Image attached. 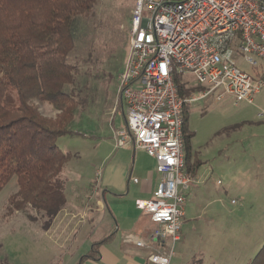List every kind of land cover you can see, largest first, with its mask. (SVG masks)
Segmentation results:
<instances>
[{"label":"rangeland","instance_id":"1","mask_svg":"<svg viewBox=\"0 0 264 264\" xmlns=\"http://www.w3.org/2000/svg\"><path fill=\"white\" fill-rule=\"evenodd\" d=\"M132 7V0H95L90 15L79 18L73 31L75 46L68 62L76 75L66 91L73 92L79 105L69 125L74 135L56 142L72 156L61 174L67 207L59 212L72 219V226L86 209L88 187L99 182L96 137L108 131L109 110L121 111L117 77L127 58ZM237 64L250 73L242 61ZM178 77L191 92L207 91L191 75ZM9 96L14 100V94ZM184 110L191 136L188 163L197 162L198 170L197 184L185 192L174 252L183 264H247L264 244V118H257L264 112V89L252 103L218 91ZM39 111L52 119L58 114L49 105ZM122 111L125 115L124 105ZM16 191L15 178L0 191V264H67L77 248L83 253L81 240L90 232L88 225L78 227L70 242L61 246L42 230L43 219L33 210L7 213V199ZM28 214L36 221H29ZM56 225L57 220L50 227Z\"/></svg>","mask_w":264,"mask_h":264},{"label":"built area","instance_id":"2","mask_svg":"<svg viewBox=\"0 0 264 264\" xmlns=\"http://www.w3.org/2000/svg\"><path fill=\"white\" fill-rule=\"evenodd\" d=\"M132 2L128 53L117 77L125 124L115 131V145H133L156 163L157 188L150 199L134 202L156 228L149 244L136 246L157 247L148 261L170 264L192 183L184 166V109L218 91L252 103L264 89V0ZM184 74L207 91L180 95L174 78Z\"/></svg>","mask_w":264,"mask_h":264},{"label":"trees","instance_id":"3","mask_svg":"<svg viewBox=\"0 0 264 264\" xmlns=\"http://www.w3.org/2000/svg\"><path fill=\"white\" fill-rule=\"evenodd\" d=\"M94 4L95 0H0V191L15 178L17 191L7 199V213L33 210L43 219L44 231L66 203L61 174L72 156L56 142L74 135L69 125L79 105L73 92L66 91L76 75L68 56L75 46L76 23L90 15ZM174 83L180 95L191 92L178 76ZM43 105L57 111L55 118L40 113ZM183 115L187 172L197 162L188 163L191 136L185 110ZM247 264H264V244Z\"/></svg>","mask_w":264,"mask_h":264},{"label":"crops","instance_id":"4","mask_svg":"<svg viewBox=\"0 0 264 264\" xmlns=\"http://www.w3.org/2000/svg\"><path fill=\"white\" fill-rule=\"evenodd\" d=\"M117 100L120 113L115 108L109 110L108 131L102 133V137H96L99 141L94 142L95 154L100 156L97 159L100 178L98 184L93 185L94 188L91 185L88 187L90 195L83 199L86 209L79 213L81 221L72 226V219L67 214L60 216V212L54 220H57L58 226L45 231L55 236L61 246H65L78 227L88 225L90 232L85 236V241L81 240V245L85 244L83 253L77 248L67 264H152L148 261L149 254L159 251L155 246L151 250L136 246L137 242L150 243L156 225L147 214L135 208L134 202L150 199L160 177L154 159L144 151L135 149L133 145L116 147L115 131L125 124L122 104ZM197 170V166H193L187 171L192 178L190 185L197 184ZM104 240L106 242L99 244ZM96 244L99 245L94 248ZM93 248L95 253L92 254ZM180 256L179 253L175 254L173 247L170 264H183Z\"/></svg>","mask_w":264,"mask_h":264}]
</instances>
